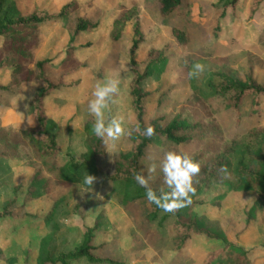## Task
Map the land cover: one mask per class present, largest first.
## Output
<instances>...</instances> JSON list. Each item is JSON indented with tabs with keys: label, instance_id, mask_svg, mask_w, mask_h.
Returning a JSON list of instances; mask_svg holds the SVG:
<instances>
[{
	"label": "rangeland",
	"instance_id": "rangeland-1",
	"mask_svg": "<svg viewBox=\"0 0 264 264\" xmlns=\"http://www.w3.org/2000/svg\"><path fill=\"white\" fill-rule=\"evenodd\" d=\"M22 13L33 9L50 14L70 0H15ZM76 9L66 18H49L38 27L37 43L32 49L33 62L48 59L46 73L56 80L60 74L59 62L70 47L79 68L63 77L74 83L52 91L44 100L47 131L56 135L58 162L68 158L80 160L93 135V118L88 112V101L97 83L106 78L120 79L117 104L105 115L123 116L124 127L136 122L130 106L128 83V49L134 38L132 21L125 23L122 35L116 42L109 40L111 21L125 8L136 6L141 41L135 50L139 71L145 67L149 51L159 52L151 73L141 83L150 94L144 100V120L163 116L164 124L184 102L193 87L201 93L210 91V84L220 81L222 69L243 79L251 72L256 82L264 84V46L258 42L264 35V0H236L233 7H216L217 0H187L185 17L178 15L162 19L156 11V0H75ZM75 16L88 18L96 25L90 31L72 32ZM188 17V22L186 18ZM184 26L187 42L180 44L170 33L171 26ZM1 39V37H0ZM204 65L198 77H189L193 65ZM10 84L9 70L0 69V85ZM41 87L35 81H23L9 89H0V126L20 131L34 125L30 98ZM215 109L213 118L225 139H237L250 127H264V96L259 98V110L248 113V101L234 111L220 99H210ZM128 136L115 144L103 142L104 156L97 158L99 169L111 173L117 156L130 148ZM189 150L196 148L190 144ZM2 149L0 143V151ZM160 146L154 141L146 148V156L139 162L143 175L155 163L152 181L161 174ZM264 153V145H263ZM232 169L236 167L237 153L231 152ZM34 159L31 157L30 159ZM43 176L49 177L46 195L26 200L24 195L33 167L22 154L19 157L0 158V210L4 203L12 202L17 208L14 217L0 218V264H37L45 255L52 257L72 251L82 240L86 229L97 225L93 245L99 246L97 256L116 261V264H264V210L250 211L256 199L255 190L229 189L225 184L211 187L197 186L199 175L194 177L198 187L193 196L192 212L215 220L222 237L210 239L191 234L179 250H155L152 241L136 225L147 212L142 201L122 207L110 195L112 187L105 184L102 174L94 184L102 199L85 193L83 181L70 186L53 182L46 165L40 166ZM149 181V182H150ZM99 218V219H98ZM69 264L89 263L80 257Z\"/></svg>",
	"mask_w": 264,
	"mask_h": 264
},
{
	"label": "trees",
	"instance_id": "trees-1",
	"mask_svg": "<svg viewBox=\"0 0 264 264\" xmlns=\"http://www.w3.org/2000/svg\"><path fill=\"white\" fill-rule=\"evenodd\" d=\"M235 2L236 0H217L215 6L224 9L227 6L233 7ZM156 3L157 14L164 20L173 15L182 18L186 15L187 0H156ZM76 6V1L70 0L55 14L41 9L22 13L15 0H0V69L6 68L10 74V84L0 85V89L12 88L23 81L41 83V87L29 101L34 125L20 131L0 126L2 146L0 158L19 157L22 154L23 158L27 159V163L33 167L27 181L25 199L35 200L47 194L49 177L42 175L40 166L43 165H46L53 182L64 186L83 181L87 174L96 177L103 174L105 184L112 187L110 195L122 207L139 200L146 204L148 210L136 225V229L152 241L150 246L155 250L170 248L179 251L191 234L203 235L210 239L221 238L222 231L217 221L192 212L193 197L190 206L174 214L163 213L154 204L148 203L146 189L136 183L134 174H142L139 162L146 156V148L157 141L160 146L158 153L160 160L166 152L174 151L186 152L200 162L201 172L197 186L211 187L225 184L229 189L255 190L257 196L250 211L264 210V127H250L237 139H225L213 118L215 109L210 102L212 98L220 99L224 106L234 111L237 117L240 106L247 100L248 113L253 114L259 110V98L264 96V84L256 82L251 72L240 79L222 69L218 72L220 81L217 84H210L211 89L208 93L203 94L197 87H193L184 102L176 108L174 115L164 124L160 123L163 116L145 121L144 100L150 91L144 90L141 83L150 75L153 63L160 58L159 52L149 51L145 59V67L139 71L135 50L141 41V34L134 4L113 18L108 37L111 42L118 41L125 23L132 21V32L135 37L131 39L128 49L131 79L127 94L136 122L128 125L126 129L139 126L143 131L151 125L155 128V135L147 138L133 132L130 137L128 136L131 142L130 148L118 154L111 173H104L98 167L97 158L104 156L105 149L103 141L94 134L80 160L73 158H68L64 162L56 160L59 147L56 143V135L47 131L44 100L52 91L74 84L64 81L63 77L79 68L80 64L73 56L70 47H67L66 55L58 65L61 72L56 80H52L46 73L49 60L33 62L32 49L37 43L39 26L52 17L66 18ZM187 20L188 17L185 22H188ZM95 25L96 23L88 18L75 16L72 33L90 31ZM170 33L178 43L183 45L187 42V32L183 25L171 26ZM258 42L264 46V35L259 36ZM193 143L196 144V148L189 150L190 144ZM231 152H236L238 157L234 170L229 156ZM31 157L33 161L28 160ZM222 169H226V172ZM149 183L158 195L161 188L169 191L163 184L162 173ZM197 186L195 187L198 190ZM16 209L12 207V202L4 203L0 210V218L14 217L13 212ZM96 229L97 225L87 228L82 240L72 251L59 253L55 257L47 254L37 264H69L70 260L80 257L85 258L89 263L116 264L114 260L96 255L99 246L92 243ZM0 258H5L1 252Z\"/></svg>",
	"mask_w": 264,
	"mask_h": 264
},
{
	"label": "clouds",
	"instance_id": "clouds-1",
	"mask_svg": "<svg viewBox=\"0 0 264 264\" xmlns=\"http://www.w3.org/2000/svg\"><path fill=\"white\" fill-rule=\"evenodd\" d=\"M204 71V65L196 63L193 70L189 72V77H198ZM117 74L116 78L108 77L103 83H97L93 92L92 99L88 101V112L93 118V134L101 139L106 145L115 144L124 136H131L133 132L152 138L155 135V128L151 125L143 129L136 126L126 129L124 127L123 116H108L105 112H111L112 105L117 104V97L120 92V79ZM160 171L163 174V184L169 189L164 191L160 189L159 195L150 186V179L155 173L157 165L153 163L148 168V177L141 173L134 174V180L138 185L146 189V199L149 204H154L163 213H176L179 210L188 207L192 203V197L196 194L194 186V177L201 172L200 162L193 159L188 153H179L169 151L164 154L160 162ZM226 172V169H222ZM97 177L87 174L84 177L83 184L86 186L85 193H92L93 198L102 199L103 195L96 191L94 184Z\"/></svg>",
	"mask_w": 264,
	"mask_h": 264
}]
</instances>
